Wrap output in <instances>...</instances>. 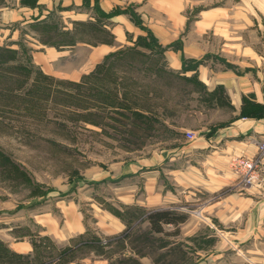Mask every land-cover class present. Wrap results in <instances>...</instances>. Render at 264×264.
Instances as JSON below:
<instances>
[{"label": "crops", "instance_id": "0c3cea01", "mask_svg": "<svg viewBox=\"0 0 264 264\" xmlns=\"http://www.w3.org/2000/svg\"><path fill=\"white\" fill-rule=\"evenodd\" d=\"M32 2L4 0L0 26L38 29L36 44L45 53L35 59L42 72L86 55L85 67L70 77L77 80L105 59H117L131 79L150 74L154 84L147 96L163 86L160 93L173 98V107L191 113V119L160 121L132 109L147 123L143 130L138 117L131 119L137 149L158 147L91 178L87 187L103 189L109 206L91 198L102 212L95 219L100 232L110 237L144 225L155 243L150 254L133 248L144 264H160L162 255L171 264H264V191L238 187L230 167L233 156H253L256 142H264V0ZM187 131L195 137L186 138ZM55 206L60 215L48 209L38 214L49 233L72 236L89 229L76 204L59 200ZM158 210L185 219L154 232L146 215ZM0 241L12 252L31 250L25 239Z\"/></svg>", "mask_w": 264, "mask_h": 264}, {"label": "rangeland", "instance_id": "374dc122", "mask_svg": "<svg viewBox=\"0 0 264 264\" xmlns=\"http://www.w3.org/2000/svg\"><path fill=\"white\" fill-rule=\"evenodd\" d=\"M18 26H0V237L28 240L31 250L14 252L25 257L23 264H144L133 256L132 246L150 254L154 237L144 225L104 236L95 223L102 212L92 199L108 208L102 199L106 192L87 185L102 168L158 147L137 149L130 130L133 108L160 121L191 119V113L173 107V98L160 93L163 86L160 95L147 96L154 84L150 74L138 72L131 79L117 59H105L94 73L77 80L70 77L85 67L86 55L59 60L45 74L35 59L45 53L36 44L38 29ZM59 200L76 204L89 229L59 237L42 228L38 214L48 209L60 215L55 206ZM0 254V264H8V257L16 261L5 251ZM156 259L171 264L164 255Z\"/></svg>", "mask_w": 264, "mask_h": 264}, {"label": "built area", "instance_id": "2783aa9c", "mask_svg": "<svg viewBox=\"0 0 264 264\" xmlns=\"http://www.w3.org/2000/svg\"><path fill=\"white\" fill-rule=\"evenodd\" d=\"M186 138L193 139V132L187 131ZM257 152L253 156L243 154L233 156L230 167L236 176V185L240 188L255 187L264 191V142L257 141Z\"/></svg>", "mask_w": 264, "mask_h": 264}, {"label": "trees", "instance_id": "16d2710c", "mask_svg": "<svg viewBox=\"0 0 264 264\" xmlns=\"http://www.w3.org/2000/svg\"><path fill=\"white\" fill-rule=\"evenodd\" d=\"M257 109H261V106L257 107ZM262 113H263V111H261L259 113H255V114L260 115ZM245 114H252V113H246L245 111H243V115H245ZM134 117L139 118V121H138L139 126L141 128H143V130H144L145 127L147 126L146 125L147 123L144 120L140 119L141 116L138 114ZM146 219L149 221L150 229L152 231L163 232V224L170 223V224L176 225L177 223L182 222L185 219V216L182 214H176V213L168 211V210H158V211H154V212L147 214ZM142 240H143V238H142ZM144 242H145V240H144ZM132 247L136 248L137 246L133 244ZM0 251H5L6 254H8L9 256H12V257L15 256L16 257V259H15L16 261H14V259H11L8 257V259H9V261H7L8 264H23V262H25L24 256L17 255L16 253L10 251L7 248V246L1 241H0ZM21 259H23V260L21 261Z\"/></svg>", "mask_w": 264, "mask_h": 264}]
</instances>
